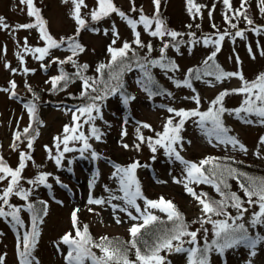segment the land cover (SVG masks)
<instances>
[{"label": "rangeland", "instance_id": "1", "mask_svg": "<svg viewBox=\"0 0 264 264\" xmlns=\"http://www.w3.org/2000/svg\"><path fill=\"white\" fill-rule=\"evenodd\" d=\"M113 3L133 19H139L141 9L148 17L155 12L152 0H113ZM195 3L203 7L200 14L194 16L189 14L186 0H160L159 13L167 28L183 34L177 37V41H183L179 44V50L171 46L165 50L166 57L175 62L178 71H165L159 66H149L151 76L162 94L150 97L146 91H143L137 84V80L141 77V70L133 66L131 71L124 73L122 81L125 86L123 91L135 99L125 105L119 93L108 95L106 99L97 102L101 106L99 115L102 118H97L94 123L90 124H83L87 117L80 116L77 112V116H80L78 123L83 124L79 131L90 137L88 143L91 148L83 154L78 150L65 152L61 165L58 167L55 160L49 158V151H46V147L51 151L52 156H55L58 151H63L64 145L61 143L57 149L55 145L59 141L54 138H63L65 125H73V112L85 105L77 103L83 91L82 80L74 75L77 69L71 63L60 65L52 62L55 57L63 60L72 55L67 50L66 44L60 48L51 49L50 55L46 56L43 61L25 52V41L29 47L44 46L38 27L30 29L18 27L29 23L35 24L36 19L28 15L27 5L21 4L20 0H0V17H3L4 23L8 25L6 28H0V89H8V91H0V157L9 167L15 169L20 163L21 152L31 154V159L25 161L26 166L21 174L23 177L21 186L25 189H33L29 201L36 204L37 209L43 207L37 201H45L48 205L47 215L39 224L40 235L32 252L38 264H65L64 257L69 248L68 245L60 243V240L65 233L71 232L75 235L71 217L76 209H79L77 226L83 230L87 225L88 232L95 242H100L101 237L104 236L118 237L125 243L131 239L128 229L138 221L131 220L125 212L116 211L114 213L111 206L117 204L120 207H126L122 200H112L111 203L106 202L101 205L88 203L90 195L93 199L107 201L110 192L106 189L111 190V194L123 195L118 190L117 178L113 177L114 165L127 167L133 162H138L140 166L135 170V178L140 184L144 197L150 200L163 197L165 200L172 201L185 218L203 217L201 205L186 192L183 183L173 182L174 177L183 179L185 166L176 160L174 155L166 154L165 149L159 145L153 153L147 138L155 140L158 138L156 133L163 131V125L173 116L167 108L190 111L199 107L201 112L207 111L210 102L219 93L225 90L231 93L233 89L241 87L242 81L237 77L217 81L211 76H202L200 80L192 79V88L176 86L174 81H183L189 69L199 70L201 73L204 71L203 62L215 50V45L205 46L203 37L211 36L215 40L217 33L227 30L230 35L221 42L215 63L224 72H239L245 80L253 81L259 74L264 73V55L261 54L264 52V32L253 31V25H247L241 16L232 19L231 23L236 24L237 28L244 32V38H233L231 34L237 29L231 28L230 24L225 22L226 9L223 0H195ZM33 4L40 10L48 32L54 39L59 41L61 37L76 35L77 24L71 16L73 5L70 0L67 3L64 0H33ZM85 4L87 7L81 9V15L86 21V27L81 29L79 36H76V40L85 50L73 57L77 64L88 65L87 70L83 72L84 77L97 79L100 76L96 69L99 64H107L110 60L108 52L110 45L120 48L123 43L128 42L138 58L148 57L152 60L160 58V49L164 42L175 43L167 36L163 38L150 36L148 32H145L143 25L138 24L136 31L140 33L141 41L144 45H152V51L149 53L147 47L139 48L133 43L135 38L133 31L119 15L112 13L99 21H92L90 13L96 7V0H85ZM231 4L233 9H240L241 0H231ZM258 5L259 0H248L245 5L247 15L253 20L255 26H264V14L260 12ZM133 7L136 9L135 12L132 11ZM210 11L211 18L209 17ZM227 15L231 17L234 13L228 12ZM113 26L118 32V39L113 35ZM153 29L154 25L150 31ZM189 33L194 34L191 39L198 42L189 43ZM114 39H116L115 44L112 43ZM249 48L252 50L251 54ZM21 55L23 64L18 58ZM128 55H132V52ZM40 63L47 67L40 69ZM12 69L16 71L13 72ZM24 69L30 71L26 73ZM61 69L71 75L72 79L66 87H63V90H59L58 86V90L53 91L51 80L60 75ZM10 82H15L14 90L10 88ZM62 85L63 82H61ZM153 90H157L155 86ZM12 91H15V96H11ZM197 93L201 101L199 106L191 99ZM18 98H20V103H23L22 107L12 100ZM244 99V95L233 93L224 97L223 105L226 109H235L241 106ZM29 102L36 105L34 117L36 124L29 131L34 137L32 147H28V134H26L21 135L20 140L15 141L16 147L13 150L14 134L23 133L24 128L31 124L32 120L25 108ZM93 115L95 116L96 113L94 112ZM240 115L245 119L258 120L254 115L247 117L244 113ZM197 119L194 117L185 122L180 132L181 142L173 145L185 161L199 164L205 158L215 157L220 158L221 161L230 159L233 163L256 164L264 168V145L259 143L260 137L264 136V124L245 123L244 119L237 118L234 113L225 112L223 114L222 120L224 125L230 129L229 135L236 137L247 148V152H243L238 146L233 148L231 145L217 144L214 139L212 143H209V138L195 123ZM178 120L179 117H175V121ZM145 123L150 125V128L141 127ZM92 126L103 133L99 141L90 135ZM138 128L139 135L145 137L143 143L137 138ZM122 133L125 134L122 136ZM124 145L128 147L125 148ZM68 146L80 149L82 142L73 141ZM93 151L98 155L95 160L92 158ZM41 173L49 174L46 183L51 185L50 188L45 185L27 183L28 180L35 179ZM93 180L94 183L90 187V182ZM7 184L8 179L0 181V194ZM190 186L198 194L202 193L203 188L212 187L204 183ZM242 200L246 201L247 198L244 197ZM26 203L18 196L9 197L10 205L22 209L20 218L24 223V228L14 227L10 217H0V256H4V264H20L17 257L18 238L22 237L24 232L30 230L32 226V214L25 210ZM136 203L141 209L144 208L143 199H137ZM243 207L248 211L244 213L243 220L238 223H244L250 235L259 234L264 237V226L258 225L252 228L249 224L252 213L258 211V208L249 207L246 202ZM5 210H8L7 206ZM128 210L133 215H137L134 208ZM150 211L160 217L161 221H167L165 213L154 209ZM227 212L233 217L238 214L236 209H230V207ZM114 217L119 218L121 223L117 224ZM199 220H196V223H189L190 231L201 228ZM203 227L208 229L207 239L211 241L213 238L212 225L205 224ZM204 240V232L201 230L198 233L200 246H203ZM185 247H191V245H185ZM91 251L97 257L102 255L98 248H91ZM255 252L256 255L251 256L250 250L244 246L228 249L224 252L225 264H249V261L251 264H264V242L257 244ZM161 255L166 257V264H188L187 253L163 251ZM220 256L215 251L210 252L209 264H222ZM131 260L135 261V258ZM85 264H92V262L86 260Z\"/></svg>", "mask_w": 264, "mask_h": 264}, {"label": "snow or ice", "instance_id": "2", "mask_svg": "<svg viewBox=\"0 0 264 264\" xmlns=\"http://www.w3.org/2000/svg\"><path fill=\"white\" fill-rule=\"evenodd\" d=\"M65 3L69 0H64ZM73 5L71 16L77 24L76 35L71 37H61L59 41L54 39L48 32L45 21L40 15V10L34 7L33 0H20L21 4H26L28 9V15L30 17H35L36 23L19 25L18 27L24 29H30L33 27H38L40 32V38L44 41L43 47H29L27 41H25L24 51L33 54L34 58L43 61L46 56L50 55V50L55 48H60L62 45H67V50L72 53V55L66 57V59L53 58V63H58L60 65L71 63L77 71L74 73L75 76L82 80L83 91L81 92L82 97H88L91 103L85 106L77 108L72 115L73 125H65L63 129V138L56 137L59 141L55 146L59 149L60 144L64 145L63 151H58L55 156H52L51 151H49V158L54 159L56 165L59 167L61 165V160L65 152H71L78 150L83 154L86 150L91 148L88 143L89 136H86L84 132L79 131L83 127V124L94 123L97 118L100 117L101 106L98 101H102L108 97V95L120 94L122 102L127 105L135 97L127 95L124 89V83L122 81V76L126 71H131L133 65L141 70V77L137 80V84L141 87L143 91H146L149 96L159 95L162 92L158 89L155 80L151 76L149 66L155 67L159 66L165 71H178V66L174 61L169 60L165 55V50L170 46L179 50V44L183 41H177V37L182 36V33L171 31L167 28L164 20L160 17L159 8L160 0H152L155 6V12L151 17L143 14V10H140L139 19L130 18L125 12L118 9L113 0H96V7L91 11L90 16L92 21H99L105 17H108L112 13H116L123 19L128 26L132 29L134 34L133 43L139 47H147L149 53L152 51V45H144L140 39V33L136 31L137 25L142 24L145 32L152 37L163 38L165 36L170 37L171 41L175 43L164 42L160 49L159 59H148V57L138 58L135 50L131 47L128 42L123 43L122 47L114 48L111 45L108 47V52L110 54V60L107 64L101 63L97 66V73L103 76L105 70L108 71V79H92L90 77H84L83 72L88 68V65H79L73 59L74 56L83 52L85 49L76 40V36H79L81 29L86 27V21L81 15V9L87 7L85 0H70ZM187 10L190 15H199L200 10L203 5L195 3V0H186ZM248 0H241L240 9H233L231 0H223V4L226 9L225 22L229 23L231 28L237 29L233 34V38L240 37L244 38V32L237 28L236 24L231 23L232 19L237 17H243L247 25H253V31L257 33L264 32V26H255L253 20L247 15V9L245 5ZM260 12L264 14V0H259ZM135 12V7L132 8ZM234 13L233 16H228L227 13ZM212 13L209 12V17L211 18ZM154 29L150 31V29ZM8 27L4 23L3 17H0V28ZM189 27H191L189 25ZM213 27H215L213 25ZM113 35L116 39L119 38L118 32L113 26ZM190 37L189 43H196L198 41L191 39L194 34L189 33ZM230 33L225 30L223 33H217L215 40L211 36L203 37V43L205 46L209 44L215 45V50L209 55L204 63V71L201 73L199 70L189 69L183 81L176 80L174 83L177 87L185 86L192 88L191 80H200L202 76L214 77L217 81H221L231 77H237L242 81L241 87L238 89H233L230 93L225 90L216 96L209 104L207 111L201 112L199 107L193 110L184 109H174L167 108V111L173 116L169 118L163 125V131L156 133L158 137L155 140L152 138H147L149 142V147L155 153L156 146L165 149L166 154L175 157L176 160L180 161L185 166V175L183 179L173 178L174 183H183L186 192L191 195L197 202L201 205V211L203 217L198 221L201 225L200 229L196 231H189L188 225L184 223L182 214L177 210L175 204L172 201L165 200L163 197L158 200H150L143 196L140 184L135 178V170L140 165L138 162H133L127 167H121L119 165H114L115 171L113 172V177L117 178L119 182V191L123 193L121 196L111 194V190L106 189L110 192L107 201L102 199H93L91 195L89 196L88 203L101 205L106 202L111 203L112 200H122L126 207H120L117 204H112L113 212L116 211L125 212L129 218L133 221H138L133 223L128 229L129 239L126 243L122 241H113L107 236L101 237L100 242L97 243L93 240L88 232V226L85 225L83 230H81L78 225L77 212L76 209L72 212V226L75 230V235L71 232L65 233L60 240V243L68 245L67 255L64 257L65 264H85L86 260H91L92 264H166V257L161 255V252L167 251L169 253H187L188 264H209V253L215 251L221 255L228 250L238 246L247 247L250 250V255L255 256V249L258 243L264 242V237L259 234L252 236L249 234L248 228L244 223H238L244 218V213L248 211L247 208L243 207L246 202L249 207L256 206L258 211L252 213L251 220L249 224L252 228L259 226H264V178L248 176L246 173L240 172L235 168H231L226 165L214 164L217 159L215 157H209L201 160L199 164L185 161L179 152L173 145L179 144L182 140L180 132L183 129L185 122L191 118H198L195 123L204 131L206 137L209 138V143H212L214 139L217 144L231 145L233 148L239 147L240 151L247 152V148L239 142V140L229 135L230 129H228L222 120V116L225 112L229 114L234 113L237 118L244 119L245 123H257L264 124V73L259 74L255 80L247 81L244 79L243 75L239 72H224L218 64L215 63V57L220 51L221 42L224 41L226 36ZM116 39L112 41L113 44L116 43ZM132 52V57H128V53ZM252 50L249 48V53ZM264 55V52L261 53ZM21 64H23V56L18 57ZM254 58V57H253ZM238 62L239 59L237 58ZM209 62H212L211 64ZM8 67V65H5ZM41 67H47V65H41ZM15 72V69H12ZM27 73L29 69H24ZM72 79V76L64 72L61 69L60 75L53 77L51 80L53 91L63 90V87L67 86V83ZM61 82L63 85L61 86ZM103 84V87H98V85ZM156 87V91L153 87ZM10 88L15 89V82H10ZM31 90V89H29ZM0 91H8V89H0ZM195 92V89H193ZM90 92H95L97 95L91 96ZM240 94L244 95L245 99L242 101L241 106L235 109H226L223 105L224 97L230 94ZM171 95L170 93H167ZM15 91L11 92V96H15ZM197 104L200 105V97L197 93L191 97ZM29 113L30 119L35 117L36 105L29 102L25 105ZM86 116L87 118L83 121V124L78 123L80 116ZM96 113L94 116L93 113ZM241 113L247 116H256L257 121L251 119H245L241 117ZM175 117H179L178 121H175ZM210 125V126H209ZM143 128H150L148 124H142ZM31 124L29 127L24 128L23 133L14 134V143L12 145L13 150H15V141L20 140L21 135H26L29 133ZM138 139L143 143L145 137L139 135V128L137 129ZM79 133V134H77ZM38 134V133H37ZM125 133H122V136ZM90 135L95 137L96 140H100L103 133L100 132L95 126L90 127ZM34 137H28V147H32ZM73 141H81L82 147L80 149H74L69 147V143ZM260 144L264 145V136L260 137ZM125 148L128 145H124ZM139 148V145H137ZM259 155V153H257ZM92 158L95 160L98 158L97 153L92 152ZM31 159L30 153H20V163L17 168L13 169L9 167L3 158L0 157V181L8 179L7 187L2 190L0 194V217H10L14 227L24 228V223L20 218L21 207L13 206L9 204V197L15 195L21 200L26 201V209L32 214V226L30 230H26L22 237L18 238L17 242V256L20 260V264H38L35 258L32 256V252L36 247L37 239L40 235L39 224L43 222V217L47 215L48 205L45 201H37L38 204L42 205V209H37L36 204L29 201V196L33 189H25L21 186L22 171L25 168V161ZM212 165V167H206ZM49 174L41 173L33 180H28L27 183L31 185H45L46 187H51L46 183ZM243 177V180L239 178ZM10 178V179H9ZM237 179L241 191H243L244 196L247 198L243 201L240 196L235 192L226 191L230 188L227 183V179ZM59 182V181H58ZM94 183V180L90 182V187ZM210 184L215 190L221 195V200L212 201L208 198L206 193H196L194 189L190 186L191 184ZM137 199H143L144 208L136 203ZM7 206L8 210H5ZM228 207L235 208L237 210L236 216H231L226 209ZM134 208L137 215H133L128 209ZM150 209L159 210L165 213L167 220L174 223V227L159 229L153 232V236L149 240H143L144 234L149 231L154 226L164 223L160 220V217L154 215ZM91 211V209H89ZM42 213V214H41ZM213 216L224 217L223 219L214 220ZM116 223L119 224L121 221L116 218ZM197 221H193L196 223ZM205 224L212 225V236L211 241L207 239L208 229L204 228ZM203 230L204 232V244L200 246L198 241V233ZM188 237V239H184ZM142 245V247L140 246ZM185 245H191V247H185ZM91 248H98L102 253L101 256L97 257ZM135 250V261L129 260L128 250ZM4 256H0V264H4ZM249 264L251 262L249 261Z\"/></svg>", "mask_w": 264, "mask_h": 264}, {"label": "trees", "instance_id": "3", "mask_svg": "<svg viewBox=\"0 0 264 264\" xmlns=\"http://www.w3.org/2000/svg\"><path fill=\"white\" fill-rule=\"evenodd\" d=\"M129 58L132 57V55H128ZM135 66V65H133ZM108 71L109 70H105L103 76H98L97 79H103V80H107L108 79ZM98 87H103V84L98 85ZM91 96H95L97 95V93L95 92H90ZM76 102V101H75ZM91 101L88 99V97H82L80 96V99H78L77 103H81V104H88ZM36 122V121H35ZM35 124V123H34ZM32 133H28L27 138L31 137ZM217 162L220 165H226L229 166L231 168H235L237 170H239L240 172L246 173L248 176H252V177H258V178H264V168L256 165V164H250V165H244L242 164V162H238V163H233L230 159H227L225 161H221L220 158H217L214 163ZM206 167H209L206 166ZM212 167V166H211ZM210 168V167H209ZM240 180H243V177L239 178ZM227 183L230 185L229 189H226V191H230V192H235L238 196H240L241 199H244V193L243 191H241L238 180L237 179H232V178H228L227 179ZM202 193H206L208 198L212 201H219L221 200V195L215 190V188L212 186H208L202 189ZM215 196V198H214ZM218 196V198L216 197ZM228 209V208H227ZM226 209V211H227ZM230 209H235L230 207ZM183 216V221L185 224L188 225V230H189V223L191 224L193 221L199 220L201 217H187L185 218L184 215ZM223 217H217V216H213L212 219H220ZM164 223L162 224H158L157 226H154L153 228H151L149 231H147L144 236H143V240H149L152 238L153 236V232L156 231L157 228L159 229H166V228H172L174 227V223L170 222V221H163ZM190 231V230H189ZM109 239L113 240V241H122L124 242L123 239L118 238V237H108ZM99 243V242H97ZM142 247V245H140ZM128 258L129 260L134 259L135 258V250L134 249H130L128 250Z\"/></svg>", "mask_w": 264, "mask_h": 264}]
</instances>
